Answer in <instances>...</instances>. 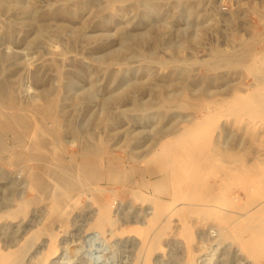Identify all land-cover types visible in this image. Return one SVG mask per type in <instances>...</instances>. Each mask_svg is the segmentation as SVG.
Listing matches in <instances>:
<instances>
[{"label":"bare ground","instance_id":"obj_1","mask_svg":"<svg viewBox=\"0 0 264 264\" xmlns=\"http://www.w3.org/2000/svg\"><path fill=\"white\" fill-rule=\"evenodd\" d=\"M168 3L171 13L167 17L195 18L193 2L172 0ZM162 10L161 0H0V16L6 20L0 31L3 40L21 42L28 49L43 48L51 41H60L64 51L50 53V61L41 66H59L60 62L55 61L58 57L65 62L70 60L67 63L73 67L66 74L58 70L53 79L57 86L43 83L38 87V93L26 102L19 101L12 86L7 85L11 79L6 84L0 82V154L7 152V162H3L9 168L25 172L17 196L5 203L0 201V232L12 228L31 231L17 248L6 252L0 250V264H22L41 235L49 238L41 257L42 263L45 262L57 250L54 223H59L61 231L69 227L73 216L80 213L81 195L86 196L89 204L95 203L98 192L100 196L110 193L114 201L125 188L133 200L143 205L145 225L131 227V231L137 233L140 245L133 264H153L152 257L157 254L161 233L168 222L183 238L188 253L187 264H195L190 249L195 245L196 229L201 230L207 225L212 231H218L220 237L237 240L248 264H264V33H261L264 22H261L262 35L258 33L260 38L254 42L255 45L260 43V49L255 45L247 46L239 57L229 53L222 58L229 68L239 67L242 88L233 91L229 98L215 96L220 97L216 100L210 96L211 102L199 98L200 102L191 103L194 101L190 102L189 98L173 100V92H182L190 86L188 73L181 71L183 68H176L157 80L149 62L133 68H114L115 64L121 65L122 60L130 58L154 59L159 47L176 52L197 42L196 26L192 30L187 27L174 30L179 40L164 38L165 31L170 33L171 24L165 18L162 20ZM261 15L259 17L264 16ZM202 26L204 24L197 27ZM75 49L81 51L79 57L82 55L83 58H67L68 50ZM7 50L0 51V74L8 63H22L23 53ZM85 58L97 64L85 61ZM100 60L105 62L103 72L109 78V86H99L94 76ZM81 82L86 84L80 85ZM100 90L103 94L97 99ZM146 91L148 99L144 100ZM201 92L207 93L206 89ZM124 101L130 105L127 109L130 111L126 113L123 112ZM92 102L97 104L99 111L94 114L89 110L87 120L80 124L67 116L61 126L58 117L66 113L67 107L75 112ZM112 105L121 108L118 118L110 111ZM171 107L179 110L170 112L167 109ZM187 109L200 112L201 117H194L192 111L184 114L182 111ZM144 112L148 113V119L156 122L140 121L139 115ZM131 113L139 117L140 122L127 130L123 148L118 145L123 135L118 136L116 131L121 126L122 116L125 115L127 123L134 121L136 117H131ZM221 116L226 120L220 122ZM97 121L105 124L111 135L117 134V144L109 146L107 141L94 140L79 147L76 138L83 133V127ZM231 125L254 136L257 153L252 157L253 161L250 151L243 153L236 148L230 149L217 137L213 138L224 132L231 135L232 131L226 130ZM60 127L72 137L70 146L74 150H55ZM7 134L13 135L11 147L5 143ZM243 139L235 140L240 145ZM131 171L134 174L121 186L122 190L108 187L112 182L120 183L123 175ZM246 172L252 174L240 178ZM98 199L102 200L101 197ZM99 201H96L97 206ZM90 211L92 221L87 226L88 231L101 235L108 224L110 236L122 233V227L119 228L112 217L116 215L109 214L107 204ZM37 217L38 224L34 223ZM259 221L263 223L260 230L254 228Z\"/></svg>","mask_w":264,"mask_h":264},{"label":"rangeland","instance_id":"obj_2","mask_svg":"<svg viewBox=\"0 0 264 264\" xmlns=\"http://www.w3.org/2000/svg\"><path fill=\"white\" fill-rule=\"evenodd\" d=\"M167 1H172V0H161V3L163 4L161 18L162 20L164 18L166 19V21L168 20L167 22L171 24V27H169V30L171 31L169 34H167V32L165 31L163 34L164 38L169 37L173 40H177V39L179 40L180 37L174 34L175 32L174 30L181 29L183 27L184 28L187 27L190 30H192L194 29V26L197 27L198 25L204 24V26H202L201 28L195 27L194 29V31H198L197 42H192L191 44H188L185 47H181L182 49L180 48L176 52H172L164 47H159L154 59L130 58V59H126L125 61L122 60L123 64L121 61L120 62L121 65L115 64L114 68L116 69L133 68L139 66L140 63L149 62L151 70L155 75V80L162 79L167 74L169 75L171 72L176 70V68H178V70L183 68L181 69V71L184 70L182 71V73L189 74V76L187 74L188 81L190 84V86H188L189 90L187 88L182 90V92H175V94L173 92L172 93L173 100L181 101L182 99L189 98L190 102L191 100L194 101L191 103H195V102L198 103L200 102L201 99L206 98L210 100L211 98L210 96H212V98L216 100L220 99V97L221 99H225L226 97L227 98L231 97L233 91L235 92L237 89L242 88L243 86L240 83V78L242 77L241 76L242 74H239L238 72L239 67L235 69L232 67L229 68L227 66V63H225L222 60V58L225 56V54L227 55L229 53H234L236 57H239L243 51H245L248 47L251 48V46L255 45V43L259 40L260 36L262 35L260 34V31L263 30L262 29L263 24H261V22L262 23L264 22L263 21L264 16H262L264 15V0H188L189 2L191 1V4L194 3L193 4L194 7L196 5L195 7L196 16L194 19L187 18L185 16H181L179 18L167 17L168 15H170L169 13H171L170 12L171 8L169 6V3L167 4ZM260 14H262L261 16L263 17V19H261L262 17H259ZM0 17H1L0 18V31H1L2 30L1 25L6 20L4 19L3 16ZM187 24L189 26H187ZM133 29H139V27H133ZM258 33L260 34V36ZM261 33H264V30ZM256 35L259 37H257ZM20 43L21 42H16L15 40L5 41L1 38V33H0V51L2 50L5 51L7 49L11 51H17V52L19 51L23 53V58H21L20 60L22 63H24V64L21 63L20 65L8 63L4 71L5 73L3 72L2 74H0V82L4 81L6 84V82H8L9 79H11V81H9L7 85L9 84V86L10 85L12 86L10 87L16 93L19 101L24 100L26 102L32 99V98L30 99V97H33L38 93L39 88L42 85L48 84L52 87L57 86V83L55 84V82H53V79L57 77L56 73L58 70L59 71L61 70L60 71L61 74H66V72L72 70L73 67L67 63L70 60L67 59V62H65L66 60L63 61L58 57L55 59V61L58 63L60 62L59 66H53V68H45L41 66V64L46 62L47 60L50 61V58L48 57L50 53H57L59 50L64 51L63 48L64 46L60 41L58 42L57 40H54L51 41L50 44L48 43L49 45L46 44L43 48H34V49H28L25 44L21 43L22 44L21 45ZM255 46L257 49L261 48L260 43ZM54 49L56 50L58 49V50L55 51ZM80 52L79 49L77 50L75 49V51L68 50L67 58L70 56L71 58L74 56H76L77 58H83L82 55L81 57H79V55L81 54ZM219 57L222 61L219 59ZM84 60L88 61L89 59L85 58ZM88 62L94 63L95 65L97 64L96 61H92V60ZM125 63L127 65H125ZM99 64L100 67H98L97 73H94V76L98 79L99 86L101 85L105 87L108 84L107 81H109V78L103 72V67L105 66V62L103 60H100ZM129 75L132 74L130 73ZM129 75H127V77ZM38 77L41 78V80ZM37 79H39V82L37 81ZM248 81L251 82L250 78L248 79ZM202 82H204V84ZM79 84L85 85L86 82L83 83L81 82ZM197 84L200 87H198ZM206 84L208 87L206 86ZM229 84L231 85L229 86ZM203 85L204 88L202 87ZM197 87L198 89H195ZM199 89L200 91H197ZM202 89L204 90L206 89L207 93L203 94L201 92ZM58 92L60 94L62 93L59 90ZM58 92L56 91V93ZM98 93L99 94H96L97 99H99V97L102 96L103 90L98 91ZM147 94H148L147 91L143 93L144 100L148 99ZM215 96L216 97L220 96V97L216 98ZM199 98L201 99L199 100ZM211 101H213V99L210 100V102ZM173 102L174 101H172V104H174ZM122 104L121 105L124 107V108L122 107L123 112L124 113L129 112L130 110H127L130 108L128 102L126 101L125 103L124 101L122 102ZM64 106L65 108L67 107V105ZM162 110L165 113V108H163ZM167 110L170 112H175L177 108L171 107ZM65 111L66 113L64 115L62 116L60 115L58 117V121H60L59 123L61 124V126L65 123L64 121L67 118V116L68 117L72 116L75 122L77 124H80L84 122L83 120L85 121L87 120L88 115L86 113L88 111L90 113L95 114L97 111H99V107L97 106V104H94V102H92L90 106L88 105L87 107L86 106L80 107L76 109L75 112L71 107H67ZM110 111L114 116H116V118H118L117 113L121 111V108L117 107L116 105H112ZM191 111H192L191 109L189 110L187 109L182 112H184V114H187ZM193 112H195L193 114L194 117H198V116L201 117L200 112L192 111V113ZM139 116L140 118L133 116V113H131V117H136V118L134 119V121L132 120L133 122L130 123H127L129 121H127L125 115L122 116L121 126L119 127V130L117 129L116 131L117 133H119L118 136L120 135L121 137L123 135L121 141L119 142L117 139V134L114 133L113 135H111L108 132L109 129L104 127L105 124L103 125V123L99 121H97L96 124L94 125L88 124V127L87 125H85L83 127L84 129L83 133L76 138L78 142L76 141V139L75 141L79 145V147L84 145V143L91 144L94 142V140H103V141H107L106 143L109 146H115V144H117L118 142L119 146H123V148H125L126 146L125 136L127 130L129 128L133 129V125H136L134 123L140 121H145L146 124H149L150 121L151 123L152 121H154V123L156 122L155 120L148 119L149 115L147 112H144ZM141 117L142 120L139 121ZM224 117L225 116H221L220 119L218 118L219 121L220 122L225 121L226 117L225 118ZM229 121L231 120L229 119ZM236 128L237 127L233 125L228 126L226 130L232 131L234 134L231 132V135H229V133L224 132L221 133L220 135L215 134L213 138L217 137L221 144L223 143L224 145H228L230 149L236 148L235 149L236 151L240 150L243 153H250V152L253 153L252 156L250 157L251 161H253L252 157H254V154L257 153L256 151L257 144L255 143L256 140L254 139V136L250 135V133H248L247 130L239 131ZM63 130L64 129L60 127V131H61L60 139L57 145L54 146V148L55 150L60 152H70L71 150H74L70 146V141L72 140L71 139L72 137L69 134H67L66 131L63 132ZM236 131L239 133H237ZM239 137H242V139L244 138L242 143H240V145L239 143H236L235 140ZM5 139H7L5 140V143L8 146L11 147L14 145V139L12 134H7ZM245 150L247 152H244ZM242 152L240 153L242 154ZM7 159H8L7 152L0 154V201L3 203L17 196L18 191L23 186L22 182L25 177V172L23 170L21 171L19 168L17 169L9 168L10 166L7 163H5L7 162L6 161ZM4 160L5 162H3ZM133 174L134 173L132 171L126 172L123 175L122 177L123 179L120 183L112 182L113 184L109 185L108 187H113L115 191H120V189L122 190L121 186L123 184H126L127 180L131 176H133ZM250 174L252 173H247V172L242 173L240 178H246L248 177L247 175L250 176ZM124 190L125 191L123 192L121 191L119 193V196L114 201L110 193H101L100 196L98 192L96 197V201H99L98 199L99 197H101L102 199L100 201H102L103 203L99 201L100 202V203L98 202L99 205L107 204L109 206V214H111V216L116 215L112 217L114 218L116 225L118 227L120 226L119 228L122 227V229L124 230V231L121 230L122 231L121 234L120 233L116 235L111 234L112 236H110L109 234L110 227L108 224L105 225L106 230L101 235L97 236V234H95L94 232L88 231L87 226L89 225L90 221H92L91 218L92 213L90 209L92 211L93 210L96 211V208L99 207V205L98 206L96 205L97 204L96 201L94 204H89L86 196L81 195L80 213L78 212L75 214V216H73L72 223L68 225L69 227L64 231H61L60 228L61 226H58L59 223L57 222L54 223V233H56L55 243L57 246L56 252L48 256L46 261L42 263L41 257L43 256L44 252L47 249L46 247L47 240L49 238L47 235L38 236L34 242L35 244L32 245L30 252L28 253L26 259L23 261L22 264H133L134 262L133 260L136 258V254L139 250L138 247H140V245H139V237L135 231H131L133 229L131 227L132 226L143 227L145 225L143 220V213L141 211L143 205L139 201L133 200L132 196L130 195V193L127 191L126 188ZM228 193L231 194V190H229ZM240 195L245 200L244 194L241 193ZM38 220L39 219L37 217L34 223L38 224ZM168 223L166 224L170 226V224ZM166 224L164 227L165 229H163V232L161 233V240H160L161 246L159 245L157 254H155V256L152 257L153 264H187L188 253H186L187 251L185 249L186 247L184 245L183 238H181L180 233L176 229V227L173 226L166 227ZM262 225L263 223L259 221L256 223L254 228L257 229L258 227V229L260 230L262 228ZM205 227L206 228H203L201 230L196 229V235H195L196 238L193 243L195 245H193L194 247L190 249V253L193 252L195 264H248L245 260V256L243 255V252L237 245V240L224 239V236L220 237L221 235H219L218 231H212V229H210V225L209 227L208 225ZM19 231H16L15 228H12V230H6V231L3 230L0 232L1 251L6 252L8 250H13L17 248V246L21 244L20 242L23 241L24 238H26L31 233V231H28L29 233L24 232L22 230ZM11 232L13 234H11ZM19 233H23V234H19Z\"/></svg>","mask_w":264,"mask_h":264}]
</instances>
